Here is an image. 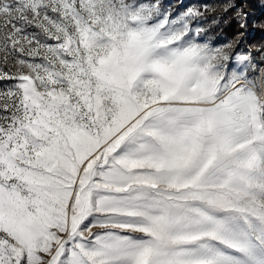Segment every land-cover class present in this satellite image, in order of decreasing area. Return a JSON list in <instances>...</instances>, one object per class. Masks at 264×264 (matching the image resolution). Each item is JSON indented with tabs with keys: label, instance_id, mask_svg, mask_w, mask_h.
I'll use <instances>...</instances> for the list:
<instances>
[{
	"label": "snow or ice",
	"instance_id": "snow-or-ice-1",
	"mask_svg": "<svg viewBox=\"0 0 264 264\" xmlns=\"http://www.w3.org/2000/svg\"><path fill=\"white\" fill-rule=\"evenodd\" d=\"M177 8L0 0V264H264V44Z\"/></svg>",
	"mask_w": 264,
	"mask_h": 264
},
{
	"label": "trees",
	"instance_id": "trees-1",
	"mask_svg": "<svg viewBox=\"0 0 264 264\" xmlns=\"http://www.w3.org/2000/svg\"><path fill=\"white\" fill-rule=\"evenodd\" d=\"M218 0L216 3H221ZM238 5H243L244 11L250 10V17H248V28L251 31L249 43L259 46L264 44V0H236ZM214 3V4H216ZM231 28H225L223 34L231 35ZM218 35L221 33L218 29L213 30Z\"/></svg>",
	"mask_w": 264,
	"mask_h": 264
},
{
	"label": "rangeland",
	"instance_id": "rangeland-1",
	"mask_svg": "<svg viewBox=\"0 0 264 264\" xmlns=\"http://www.w3.org/2000/svg\"><path fill=\"white\" fill-rule=\"evenodd\" d=\"M218 0H164V3L165 4H174V5H177L178 4V8L177 10H183L189 6H192V5H200V4H214L216 3ZM246 13H248V17H250V10H246ZM220 35V34H219ZM246 42L249 44V45H253L251 43H249V39L251 37V31L247 30L246 31Z\"/></svg>",
	"mask_w": 264,
	"mask_h": 264
}]
</instances>
